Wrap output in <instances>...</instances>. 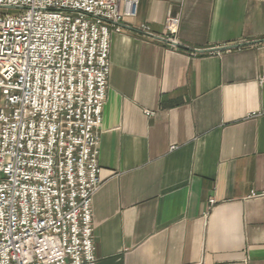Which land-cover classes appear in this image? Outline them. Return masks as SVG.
Returning a JSON list of instances; mask_svg holds the SVG:
<instances>
[{"label":"crops","instance_id":"1","mask_svg":"<svg viewBox=\"0 0 264 264\" xmlns=\"http://www.w3.org/2000/svg\"><path fill=\"white\" fill-rule=\"evenodd\" d=\"M139 5L111 35L97 264H264V0Z\"/></svg>","mask_w":264,"mask_h":264},{"label":"built area","instance_id":"2","mask_svg":"<svg viewBox=\"0 0 264 264\" xmlns=\"http://www.w3.org/2000/svg\"><path fill=\"white\" fill-rule=\"evenodd\" d=\"M139 3L0 0V264H97L111 35Z\"/></svg>","mask_w":264,"mask_h":264},{"label":"rangeland","instance_id":"3","mask_svg":"<svg viewBox=\"0 0 264 264\" xmlns=\"http://www.w3.org/2000/svg\"><path fill=\"white\" fill-rule=\"evenodd\" d=\"M0 13L2 14H11V15H17V14H19V13H22V11H20V10H13V9H5V8H2V9H0ZM0 103H1V101H0Z\"/></svg>","mask_w":264,"mask_h":264},{"label":"water","instance_id":"4","mask_svg":"<svg viewBox=\"0 0 264 264\" xmlns=\"http://www.w3.org/2000/svg\"><path fill=\"white\" fill-rule=\"evenodd\" d=\"M224 49H225V48H224ZM224 49H218V51H219V50L221 51V50H224Z\"/></svg>","mask_w":264,"mask_h":264}]
</instances>
